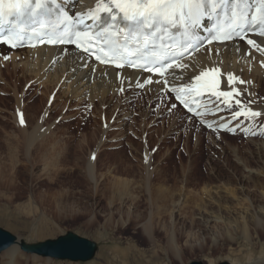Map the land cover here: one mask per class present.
<instances>
[{"label":"rangeland","instance_id":"374dc122","mask_svg":"<svg viewBox=\"0 0 264 264\" xmlns=\"http://www.w3.org/2000/svg\"><path fill=\"white\" fill-rule=\"evenodd\" d=\"M262 94L259 99L264 101ZM54 96L42 91L32 94L21 102L20 115L40 116L48 108L46 123L55 126L67 148L75 149L84 135L93 134L96 141L104 139L103 153L88 158L90 152L84 150L76 157L64 153V158H50V152L48 158H39L34 150L27 156L17 133L15 121L20 119L15 117V101L0 95V229L30 245L72 233L93 242L96 251L87 262H71L39 258L19 249L28 264H106L101 253L114 255L116 246L122 250L135 247L127 264H264V221L257 230L250 222L251 213L264 212V130L260 129L262 135L251 133L254 126L258 130L264 125V119L255 122V116L248 121L240 117L252 125V135L244 131L222 134L203 128L170 96L139 92L127 104L126 124L123 121L122 127L107 136L105 127L120 125L110 112L117 102L108 108L95 104L89 109L85 104L66 117V110H53L63 102L54 103ZM239 109L236 103L226 107L229 114ZM141 113L146 114L144 124ZM58 123L62 126L57 127ZM46 146L50 148V143ZM92 146L93 139L87 147L94 150ZM89 160L94 161V179L86 171ZM247 175L258 183L256 187L244 180ZM123 182L127 188L121 197L116 190H121L118 185ZM178 200L181 205L175 206L172 216L177 203L172 208L171 203ZM160 206L165 213L157 212ZM228 206L237 214L239 225L245 221L246 237L233 234ZM210 211L218 219L206 222L205 218L213 216ZM41 223L48 234L30 238V231Z\"/></svg>","mask_w":264,"mask_h":264},{"label":"bare ground","instance_id":"6f19581e","mask_svg":"<svg viewBox=\"0 0 264 264\" xmlns=\"http://www.w3.org/2000/svg\"><path fill=\"white\" fill-rule=\"evenodd\" d=\"M56 1L66 10V12H74L77 14H84L88 12L90 9L95 8L97 3V0ZM255 41L261 47H264V40L258 39ZM5 57H8V59H5ZM180 62L188 64L189 67L186 70L174 67L169 72L183 73V80L176 79L175 81H173V77L169 75V73L165 75L168 80L167 84L171 88H179L181 86H184L185 83H193L195 76L199 75L201 71L208 70L210 68H219L223 75L232 74L238 80L245 81V83H235L233 86L225 87L224 90H231L232 88H236L240 92V95L238 96L235 94L233 95L232 103H235L236 100H240L243 102L242 107L244 109L259 113L258 116L254 117L255 122H258L260 119H264V101L259 99L260 91L264 93V54H262L260 51L256 53L247 48L244 44L236 43L233 41L223 45L204 47L200 51L195 53L192 57L181 60ZM3 72L7 74L5 75V77L2 76V74H4ZM148 77L149 76L136 71H129L126 69L115 70L112 67L99 66L92 62L88 57L79 54L69 48L40 47L30 50L9 51L0 47V92H2V94L0 95L7 96L15 101V117L21 114L20 111H23V103L21 102L29 98L32 94L38 93L39 91H42L47 96L48 94L50 95L54 93V103L55 101L62 100L63 102L56 103L55 105L53 103V110L59 108V111H62L63 109L66 110V117H70V113L74 111V109L80 108L85 104L89 109L94 108L95 104H98L101 108H103L104 104H107L108 108V106H110L112 103L117 102L110 112L111 118L113 117L112 120H115L120 125H117L112 129H110V126H108L109 129L105 127L104 133L107 136H109L110 132H112L114 129L122 127L126 124V121L124 120L129 118L127 116L129 113L127 111V104L131 101V97H133L134 95L139 94V92H143L149 93L152 96H158L159 94H161L162 96L164 95L165 97L169 96V93L164 89L165 77H151L152 83L146 84L142 91H140V84L143 83ZM188 77H192V79L188 80ZM120 95L126 96L127 99L115 98ZM224 107H226V105L223 102L217 103L212 102L211 99H208L207 105L197 111L204 114L197 115L196 112L194 117L202 122H205L207 125H212V128H216L220 120L223 119L225 121H230L231 126L236 125V132L244 131L245 133L252 135L251 133L257 131L258 134L262 135L260 129L264 130V125H262L258 130H256L257 126H254L255 130H252L250 133L249 128H251L252 125L246 124L247 122L240 118L233 119L232 114L220 111ZM216 109H218V112H216ZM240 110L241 107L239 111ZM76 113L80 118V111H76ZM101 114V117L104 119V115L106 114L105 111H101ZM48 115V108L42 109V113L40 116H34V114H24L23 117L22 115V118H24V120L26 121H24V123H26L25 127L20 126L21 123L18 120L15 121L16 125L20 126H17V133L19 135V138L21 139L27 156L30 155V152L34 150V153H36L39 158H48L50 156V152L53 153L50 158H64V153L66 154V157H76L77 154L84 152V150L88 151V153L90 152L88 154V158H90L91 156H93L94 158V155L97 158L98 154L103 153L104 148L101 147L104 143V139H98V141H96L93 134L89 136L84 135L82 139L77 142L75 149L67 148L61 138L58 137L60 132L55 131V126H48L49 124L46 123ZM119 116H121L120 119L118 118ZM66 117L62 118V120L65 121ZM243 117L247 121L251 118L250 115L248 117ZM145 118L146 114L141 113L142 124H144ZM81 121L83 120L81 119ZM123 121L124 123L122 125L121 123ZM59 126L62 125H59L58 123L57 127ZM228 134L231 135L229 131ZM209 135H211V133H209ZM92 139L93 146L95 145L94 150L91 149V147H87ZM48 143H50V148H47L46 146ZM147 148V146L144 148V155H147ZM93 167L94 161L89 160L86 171L88 172L91 179H94V176H92ZM244 178V180H247L252 185H258V183L254 181V178L248 175ZM118 186L121 187V190H116L117 195L122 197L124 196L125 190L127 188L126 183L123 182L122 186ZM258 187L262 188V185ZM162 191L164 190L162 189L157 191L155 200L159 199L160 192ZM149 194L151 195V192L148 193V195ZM150 200H152L151 197ZM175 203H177V205H174V207L172 208V205ZM180 203V200L171 203L172 209L170 211L171 213L169 212L171 215L174 213L177 206L180 207ZM232 210L233 209L228 206V225H231V227L233 228V234L238 232V234H240L241 236L246 237L248 235V232L245 221L241 225H239V221L237 220L238 218L235 216L237 214H235ZM157 212H161L163 214L166 211L163 210L160 206V208L157 209ZM204 214H207V212H205ZM213 214L214 213L211 212V215ZM212 218L218 219L217 216L213 215L211 217L205 218V220L206 222H211ZM243 219L245 220L246 216L242 217V220ZM263 219L264 212L261 213L257 211L251 213L250 215V222L255 230L262 227L264 221ZM47 234L48 229L43 223H41L37 227L36 225L33 227V229L29 233V236L30 238L39 239L40 237ZM21 245L34 246L36 244L30 245L27 244V242L21 243L19 238L16 239L15 243L10 248H8L9 250L7 249L6 252L4 251L5 253H2L0 255L2 258L1 264L30 263L25 256L20 254L19 249L21 250ZM133 248L135 247L129 246L128 248H126V250H122L121 248H119V246H116L114 247V255L108 254L106 257L105 253H101L102 262L106 264H127L126 261L133 253ZM112 261H118V263H111ZM40 263L41 262L33 264Z\"/></svg>","mask_w":264,"mask_h":264},{"label":"snow or ice","instance_id":"6c2138e0","mask_svg":"<svg viewBox=\"0 0 264 264\" xmlns=\"http://www.w3.org/2000/svg\"><path fill=\"white\" fill-rule=\"evenodd\" d=\"M54 3L55 0H0V28L5 24L10 25L6 35L0 34V43L16 47L25 32L31 31L36 38L46 37L49 44H74L76 48L95 55L101 64L158 73L165 77L164 83L167 84V69H188L189 65L180 60L188 52L199 51L196 30L202 19L210 17L211 13L219 17L218 9L223 10L227 22L215 26L214 34L208 38L209 43L228 41L233 36L243 39L247 30H259L258 34L264 35V0H97L95 8L81 14L78 20L61 12L51 26L52 30L41 32L45 19L52 12L48 5ZM248 8L255 9L250 19ZM86 20H92L93 24H87ZM61 25L65 26L61 28ZM32 38L29 37V40ZM39 42L45 41L40 39ZM247 43L264 54V47L253 39H248ZM169 75L173 81L184 79L183 73L173 72ZM219 77V68L204 70L195 76L193 83L172 87L169 91L177 93L176 98L190 111L191 105L185 100L190 93L200 95L210 92L217 100L223 98L222 102L231 108L233 95L238 96L240 92L236 88L220 91ZM191 79L188 77V80ZM227 80L229 85L245 83L232 74L227 75ZM146 82L152 83L151 80ZM140 87H143V83ZM235 103L241 110L232 113L233 119L259 115L244 109L240 100ZM203 114L197 112V115ZM20 123L24 124L22 117Z\"/></svg>","mask_w":264,"mask_h":264},{"label":"water","instance_id":"95a60500","mask_svg":"<svg viewBox=\"0 0 264 264\" xmlns=\"http://www.w3.org/2000/svg\"><path fill=\"white\" fill-rule=\"evenodd\" d=\"M16 238L0 229V254L10 248ZM96 245L86 239L68 233L54 241H46L34 246L21 245V250L44 258L67 260L71 262H87L93 258ZM190 264H200L192 262ZM227 264V263H221Z\"/></svg>","mask_w":264,"mask_h":264}]
</instances>
